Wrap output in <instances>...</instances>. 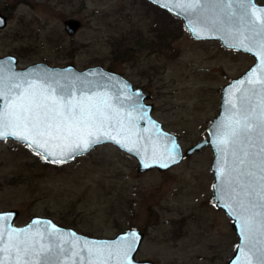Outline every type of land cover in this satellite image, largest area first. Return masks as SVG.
Instances as JSON below:
<instances>
[{
    "label": "rangeland",
    "instance_id": "obj_1",
    "mask_svg": "<svg viewBox=\"0 0 264 264\" xmlns=\"http://www.w3.org/2000/svg\"><path fill=\"white\" fill-rule=\"evenodd\" d=\"M264 3V0H257ZM149 0H0V54L17 65L99 64L147 94L152 115L183 149L217 114L221 88L253 62L245 51L191 35L183 19ZM81 25L70 34L64 20ZM213 150L203 146L166 170L137 172V159L111 142L54 164L13 138L0 140V210L16 224L33 214L93 236L135 226V253L156 264H226L238 236L213 199Z\"/></svg>",
    "mask_w": 264,
    "mask_h": 264
},
{
    "label": "snow or ice",
    "instance_id": "obj_2",
    "mask_svg": "<svg viewBox=\"0 0 264 264\" xmlns=\"http://www.w3.org/2000/svg\"><path fill=\"white\" fill-rule=\"evenodd\" d=\"M206 6L201 0L175 2V8L189 13ZM234 6L238 13L232 11ZM218 7L222 15L213 26L219 25L221 30L235 37V47L249 52L255 48L260 68L254 69L248 80L239 81V86L230 91L228 104L232 113L215 133L214 143L222 157L217 169L221 182L217 198L228 197L230 202L226 207L235 209L233 214L240 222L247 248V251L240 250L244 264H264V16L257 14L264 13V9H256L251 0H218ZM233 19L242 22L241 27L235 31L225 29V21ZM245 31L250 34L246 36ZM257 71L259 76H256ZM63 79L62 84L60 77L49 74L35 81L16 74L0 75V100L3 101L0 140L15 138L54 164L90 150L105 139L140 154L139 141L134 139L131 113L125 121L124 114L113 107L106 93L86 95L81 91L77 95L76 84H69L67 77ZM77 83L81 89L90 84ZM123 87L128 89L129 86L124 84ZM133 96L138 98L139 93H132L125 99L132 100ZM254 97L258 102H254ZM137 118L145 119L144 115ZM117 136L123 139H117ZM147 151L145 148V154ZM177 156L178 146L173 142L171 148L165 147L163 151L153 144L149 158L153 163L159 159L174 163ZM10 219L11 216L0 215V264H48L53 254L64 256L69 252L83 264L84 257L78 250L80 242L75 233L66 238L69 234L60 232L54 225H48L47 235L30 229L5 228L4 224ZM138 239L137 233L131 232L122 238L120 245L89 246L85 242L87 264H109L113 260L118 264H131L129 256Z\"/></svg>",
    "mask_w": 264,
    "mask_h": 264
},
{
    "label": "water",
    "instance_id": "obj_3",
    "mask_svg": "<svg viewBox=\"0 0 264 264\" xmlns=\"http://www.w3.org/2000/svg\"><path fill=\"white\" fill-rule=\"evenodd\" d=\"M152 3L160 6L168 10L169 12L180 16L187 29L191 33L192 36L198 39L205 38H214L221 41V43L230 48H236L247 53H250L254 57V62L239 76L230 79L227 83H225L221 88V98L220 104L218 108L217 114L210 120L207 126V137H202L196 142L190 144L186 148L183 149L178 136L167 129L164 128L162 122L156 119L152 113L153 103L149 102L146 99L147 94L142 90L141 87L135 86L132 84L130 80L124 77L122 74L115 72L113 70L104 68L103 66L96 64L90 65L85 68H77L73 63H67L64 65H54L49 64L45 61H36L28 63L25 66L17 67V58L14 54H8L0 56V75L11 76L12 74H16L17 76L26 77L29 80H37L38 77H42L44 74L54 75L61 78V83H64L65 77H67L69 84H76V93L80 94L81 91L86 95H94L98 93H106L108 97L111 98V102L113 107L119 109L122 114H124L125 121L128 120V113H131V116L134 118L132 120L134 139L139 141L140 145V154H137L135 151H128L127 148H123L120 145L114 143L111 140L105 139L104 142H111L118 146L123 151L130 153L135 156L137 159V165L135 170L137 172H144L152 168H157L159 170H166L172 165L178 163L182 160L184 155H190L194 151L199 150L203 146L210 145L213 150V158L211 162V168L214 174V182L213 185V199L215 203L222 208L231 218V225L234 228L238 241L235 247V251L227 260L226 264H244L241 258V249L247 251V248L244 243V239L241 235L240 231V222L237 219L236 215L233 214L235 210L226 207V204L230 202L228 197L223 199H218V192L221 188L220 179L217 176V169L221 166L222 157L221 153L218 151L214 141L216 139L215 133L218 126L221 124L225 118L232 113V109L228 104V100L230 98V91L239 86V81L248 80L252 75L253 70H258L260 68V58L256 54V49L253 48V51L249 52L243 48L235 47L236 38L231 36L228 31L221 30L220 26H213L217 17H221V10L218 7V0H201V4L206 3V7H203L200 11L195 13L182 12L180 9L175 8L176 0H149ZM251 4L255 6L256 9H264V3L258 2L257 0H251ZM232 11L239 12L238 9L233 7ZM258 15L264 16V13H257ZM7 22V17L0 12V26H3ZM65 29L70 34L74 33L75 30L81 25V21L78 18H67L64 20ZM242 22L233 19L230 21H225L224 28H231L235 31L237 28H240ZM250 27V26H249ZM195 29L196 31H192ZM201 33L197 35L196 33ZM248 31H245V35H249ZM251 46V44H249ZM260 72H256V76H259ZM111 77V79H108ZM78 81L90 82L89 86L81 89ZM42 82V81H40ZM123 82V83H121ZM127 84L128 89H124L123 85ZM244 87H248V85H244ZM258 93V89L256 90ZM132 93H139V97L133 96L132 100H127L125 97L131 95ZM137 99L139 100V105L137 104ZM254 102H258L257 98H253ZM3 101L0 100V107H2ZM140 115H144L145 119L140 120L137 117ZM155 124V127L153 126ZM115 131H113V135H115ZM12 138V137H9ZM15 139V138H13ZM117 139H123L122 136H117ZM19 141V140H18ZM103 142V143H104ZM178 146V156L177 160L174 163H170L167 159H159L156 163H153L151 156L153 144L157 145L161 151L167 148H171L173 145ZM131 147V145H129ZM93 148V147H92ZM91 148V149H92ZM147 148L148 151L145 154L144 149ZM84 151V152H88ZM82 152V153H84ZM80 154V153H79ZM78 155V154H76ZM76 155L72 156V158L65 160L64 162L73 159ZM148 164L149 167L145 168L144 165ZM162 164H168L167 167H162ZM238 211V210H236ZM18 214V210L16 208H8L0 210V215L11 216V219L8 220L5 224V228H15V229H30L32 232H40L47 235V232L50 230L48 225H54L60 232L69 234L75 233L76 238L79 239V249L81 251V255L84 257L83 264H87V252L84 251L85 242L91 245H120L122 242V238L129 236L131 232H136L139 236V239L135 245L134 250L130 253L129 259L131 260V264H156V262L150 258H137L135 257V253L144 237V232L139 228L132 226L128 227L124 230L119 231L114 236L105 237V236H92L82 232L77 231L73 227L64 226L56 222L52 217L43 216L33 214L30 216L29 220L24 224H16L14 220ZM23 239V236L20 237ZM81 264L79 258H72L71 252L67 253L64 256H59L58 254H53L49 260L48 264ZM109 264H118L117 261H110Z\"/></svg>",
    "mask_w": 264,
    "mask_h": 264
},
{
    "label": "flooded vegetation",
    "instance_id": "obj_4",
    "mask_svg": "<svg viewBox=\"0 0 264 264\" xmlns=\"http://www.w3.org/2000/svg\"><path fill=\"white\" fill-rule=\"evenodd\" d=\"M0 12H2L6 17L8 16V13H6V12H4V11H0ZM8 54H13V53H9V52H5V53H1L0 54V56H3V55H8ZM15 55V54H14ZM16 56V55H15ZM16 58H17V56H16ZM18 60V59H17Z\"/></svg>",
    "mask_w": 264,
    "mask_h": 264
},
{
    "label": "trees",
    "instance_id": "obj_5",
    "mask_svg": "<svg viewBox=\"0 0 264 264\" xmlns=\"http://www.w3.org/2000/svg\"><path fill=\"white\" fill-rule=\"evenodd\" d=\"M150 2V1H149ZM154 6H156V7H158V8H161V7H159L158 5H156V4H153ZM166 12H167V10H166Z\"/></svg>",
    "mask_w": 264,
    "mask_h": 264
}]
</instances>
